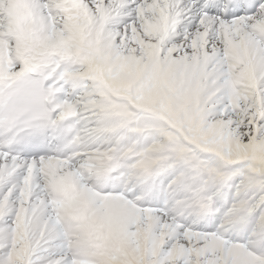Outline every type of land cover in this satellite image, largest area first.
Returning <instances> with one entry per match:
<instances>
[{"label":"snow or ice","instance_id":"obj_1","mask_svg":"<svg viewBox=\"0 0 264 264\" xmlns=\"http://www.w3.org/2000/svg\"><path fill=\"white\" fill-rule=\"evenodd\" d=\"M0 264H264V0H0Z\"/></svg>","mask_w":264,"mask_h":264}]
</instances>
